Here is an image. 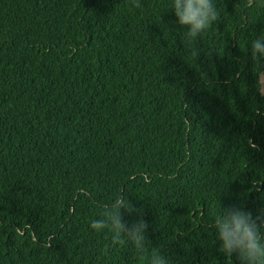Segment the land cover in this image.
<instances>
[{"label":"trees","instance_id":"obj_1","mask_svg":"<svg viewBox=\"0 0 264 264\" xmlns=\"http://www.w3.org/2000/svg\"><path fill=\"white\" fill-rule=\"evenodd\" d=\"M171 2L0 0V264H144L90 228L120 194L170 264H239L212 225L264 209V0L190 46Z\"/></svg>","mask_w":264,"mask_h":264},{"label":"clouds","instance_id":"obj_2","mask_svg":"<svg viewBox=\"0 0 264 264\" xmlns=\"http://www.w3.org/2000/svg\"><path fill=\"white\" fill-rule=\"evenodd\" d=\"M253 2L246 0V6H251ZM131 4L132 7H140L139 0H131ZM170 7L174 9L176 22L183 29L182 42L186 46L192 45L220 18L213 0H172ZM193 55H197V51ZM250 59L259 72H264V35L250 42ZM249 146L256 147L251 142ZM260 184L253 181V188L259 191ZM122 210L140 216V211L132 206L126 196L120 194L111 204L103 207L100 218L93 220L90 228L97 232H110L113 247L131 244L137 258L144 264H170L161 247H149L145 235L148 224L142 216L129 226L123 221ZM212 227L216 239L220 241L218 251L225 257L231 258L235 254L239 264H264V209L257 210L254 215L242 206L220 208Z\"/></svg>","mask_w":264,"mask_h":264},{"label":"rangeland","instance_id":"obj_3","mask_svg":"<svg viewBox=\"0 0 264 264\" xmlns=\"http://www.w3.org/2000/svg\"><path fill=\"white\" fill-rule=\"evenodd\" d=\"M262 83H263V87H264V74L262 76Z\"/></svg>","mask_w":264,"mask_h":264}]
</instances>
